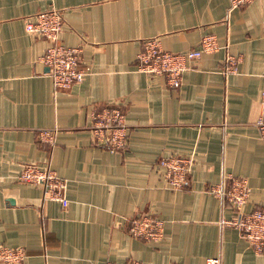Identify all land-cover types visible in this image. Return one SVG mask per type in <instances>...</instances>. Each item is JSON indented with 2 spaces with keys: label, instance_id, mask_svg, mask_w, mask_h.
I'll use <instances>...</instances> for the list:
<instances>
[{
  "label": "crops",
  "instance_id": "1",
  "mask_svg": "<svg viewBox=\"0 0 264 264\" xmlns=\"http://www.w3.org/2000/svg\"><path fill=\"white\" fill-rule=\"evenodd\" d=\"M51 7L63 13L60 41L81 46L88 68L67 89H55L40 60L49 41L26 29ZM206 34L241 55L237 72H224V47L192 61L179 87L138 69L145 39L183 52ZM263 72L264 0H0V247L23 246L24 264H264V253L222 222L232 204L208 192L245 177L244 210L264 205ZM107 105L125 112L124 151L94 141L92 110ZM170 155L193 159L184 188L164 178L159 161ZM29 163L67 180L66 207L18 180ZM140 213L164 221L161 239L131 235Z\"/></svg>",
  "mask_w": 264,
  "mask_h": 264
},
{
  "label": "built area",
  "instance_id": "2",
  "mask_svg": "<svg viewBox=\"0 0 264 264\" xmlns=\"http://www.w3.org/2000/svg\"><path fill=\"white\" fill-rule=\"evenodd\" d=\"M253 0H232V7L246 5ZM64 22L63 13L56 7L39 11L26 20L28 32L43 36L49 41L42 63L48 67L47 74L52 77L56 90L70 88L85 78L88 68L81 66V46H68L60 41ZM225 48L224 72L226 74L238 71L241 55L233 54L228 46L221 45L215 34H206L196 48L183 52H170L163 48L159 37L147 38L138 53V69L149 74L165 75L169 85L179 87L183 74L190 63L199 59L204 53H211ZM264 75V72H263ZM262 112L257 119L261 137L264 140V89L261 94ZM91 131L96 144L103 145L111 152H121L126 149L128 125L124 110L118 105H107L93 109L91 113ZM48 135V133H47ZM164 170V178L173 189L184 188L188 183L193 159L182 155L162 157L159 161ZM18 180L40 185L44 198L59 201L62 206L69 204L67 197V180L59 176L50 167H41L36 163L24 166ZM208 192L230 202L235 214L224 218L222 222L237 228L249 240L252 247L259 253H264V205L251 211L244 210L251 188L245 177L231 176L210 186ZM129 232L132 236L146 240H159L164 234V221L147 213H140L131 221ZM23 246L0 247V261L3 264H24L27 257ZM107 264H145L140 260L108 261ZM206 264H222L217 257H209Z\"/></svg>",
  "mask_w": 264,
  "mask_h": 264
}]
</instances>
